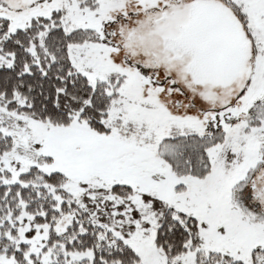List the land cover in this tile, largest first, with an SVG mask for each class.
I'll return each instance as SVG.
<instances>
[{
	"label": "snow or ice",
	"instance_id": "obj_1",
	"mask_svg": "<svg viewBox=\"0 0 264 264\" xmlns=\"http://www.w3.org/2000/svg\"><path fill=\"white\" fill-rule=\"evenodd\" d=\"M0 264H264V0H0Z\"/></svg>",
	"mask_w": 264,
	"mask_h": 264
}]
</instances>
